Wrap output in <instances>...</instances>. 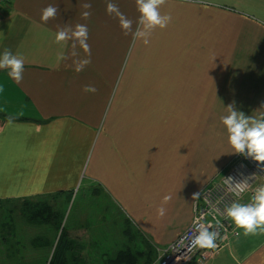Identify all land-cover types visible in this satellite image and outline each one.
<instances>
[{
	"label": "crops",
	"instance_id": "obj_1",
	"mask_svg": "<svg viewBox=\"0 0 264 264\" xmlns=\"http://www.w3.org/2000/svg\"><path fill=\"white\" fill-rule=\"evenodd\" d=\"M108 2L131 20L134 0L0 5V54L7 48L25 60L19 83L0 69V201L56 200L51 209L64 220L80 198L69 224L61 220L59 227L71 264L91 263L104 224L119 228V240L134 232L158 256L191 222L193 194L234 156L226 133L217 135L208 123L211 103L218 117L230 104L246 116L264 111V0H167L161 13L172 20L153 31L147 46L115 31ZM49 4L58 13L44 23L41 10ZM83 11L91 15L82 18ZM76 24L88 27L91 55L77 47V57L58 61L72 49L71 42L53 43L55 33ZM164 55L174 64L167 74ZM82 58L91 63L76 73L73 61ZM85 86L97 91L86 93ZM98 195L125 222H106L99 205L85 200ZM166 195L171 200L159 217ZM95 207L101 215L89 211ZM206 264H264V231L245 236L235 229Z\"/></svg>",
	"mask_w": 264,
	"mask_h": 264
},
{
	"label": "clouds",
	"instance_id": "obj_2",
	"mask_svg": "<svg viewBox=\"0 0 264 264\" xmlns=\"http://www.w3.org/2000/svg\"><path fill=\"white\" fill-rule=\"evenodd\" d=\"M138 12L137 27L132 29L133 21L127 18L112 2L106 5V13L118 18L119 26L124 35L132 34L133 40H139L144 45H149L151 35L157 28L165 29L171 22L169 14H162L161 8L167 0H134ZM83 9H90V3H84ZM58 8L49 4L41 10L40 20L47 23L50 19H55ZM91 13L83 11L82 18L87 19ZM89 30L85 24H76L74 27H62L55 33L53 43L66 47L71 42L72 51L65 55L62 51L58 55V61H63L71 57H77V47L83 50L90 57L91 47L88 44ZM91 63L90 58L76 59L73 61L74 71L82 72ZM25 60L19 53L13 54L9 49H5L0 54V69H7V74L17 83L23 79ZM84 92L95 93L94 86H85ZM0 91H3L0 88ZM226 115L220 117V123L226 132V142L231 150L230 153L242 155L256 162L260 171H264V111H260L258 116H246L244 112L238 111L235 105L230 104L226 108ZM11 123V118H9ZM232 183L238 192H244L247 188V181H235L232 177L227 179ZM199 193L193 194V199L199 198ZM171 200L170 195L163 197L162 206L157 208V215L163 217L166 208L163 206ZM223 215L225 219L232 222L235 229L242 230L243 235H254L258 230L264 231V185L257 187L251 197V201L246 204L233 202L228 205ZM219 221L216 222V226ZM215 227L213 224L202 223L200 220L194 222V227L189 234L190 248L214 249L217 247L216 241L219 231H211ZM237 235L241 233L237 231Z\"/></svg>",
	"mask_w": 264,
	"mask_h": 264
},
{
	"label": "rangeland",
	"instance_id": "obj_3",
	"mask_svg": "<svg viewBox=\"0 0 264 264\" xmlns=\"http://www.w3.org/2000/svg\"><path fill=\"white\" fill-rule=\"evenodd\" d=\"M132 6L133 4L130 5L131 20L133 21L132 29L134 28L135 31L138 15L136 13V7ZM100 11L101 13L104 12L103 10ZM114 25L115 31H117L120 27L118 20H114ZM167 64L169 65L166 66ZM170 64L174 66L172 58L170 61L167 59V56L164 55L165 74L170 70ZM177 103L178 102H175V104ZM211 104V117L209 118L208 123L211 128L216 129L212 130L215 131L217 135H223L226 133L225 129L220 123V117L214 116L216 113L213 111V103ZM166 120L167 117L164 119V122ZM206 124L207 122H205V125ZM231 156L232 154H229L223 164H226ZM230 163L231 162L227 165L222 164L220 167L223 166V168L219 173L222 174L226 171ZM210 168L213 169L216 168V166L212 164ZM80 191H82V188H80ZM77 200H80V198H77ZM85 200H88V203L90 202L92 205H99L100 208L98 209L102 211L106 222L114 223L116 225L125 222L124 216L115 213L117 212V208L114 207L104 196L98 195L96 197H87ZM76 202L72 207L71 214H65L63 220L61 218L62 215L51 209L53 206L52 204L57 205L56 200H52L51 203L50 201L44 202L49 210H43L41 213L40 209L43 207V202H38L36 200H30L26 203H23L21 200L13 202L10 198L0 201V264H47L54 248L53 243L57 240L59 234V226L57 228L56 225L57 221H60L61 218V220H63L62 223H66V225L69 224L70 217L74 216L72 213L75 211ZM98 209L95 207L91 208L89 211L97 212L101 215V211L99 212ZM103 227L106 236L103 240L99 241L101 246L98 245L91 247V250L88 253L89 258L87 259L91 261V263L87 264H109L105 263V260L108 257H114L117 251L126 248L133 252L147 250V244L144 242L143 238H140L139 236L137 237L134 232H132L129 240H119V237L117 236L119 232L118 227L115 226L110 229L108 224H104ZM110 233H112V237H110ZM156 258L157 254L155 255V259ZM154 261L151 264H153Z\"/></svg>",
	"mask_w": 264,
	"mask_h": 264
},
{
	"label": "built area",
	"instance_id": "obj_4",
	"mask_svg": "<svg viewBox=\"0 0 264 264\" xmlns=\"http://www.w3.org/2000/svg\"><path fill=\"white\" fill-rule=\"evenodd\" d=\"M11 1L0 0V5L9 4ZM229 177L235 181L246 180V190L238 192L227 180ZM261 185H264V171H260L256 162L250 158L234 154L228 169L206 186L194 202L189 225L173 241L158 249L159 255L155 264H206L226 243L227 238L235 233L232 222L223 215L225 208L233 202L244 204L246 197L251 201L254 190ZM196 220L205 224L211 223L215 227L210 230L219 231L216 248H190V241L186 237H189ZM217 221L219 224L216 226Z\"/></svg>",
	"mask_w": 264,
	"mask_h": 264
},
{
	"label": "trees",
	"instance_id": "obj_5",
	"mask_svg": "<svg viewBox=\"0 0 264 264\" xmlns=\"http://www.w3.org/2000/svg\"><path fill=\"white\" fill-rule=\"evenodd\" d=\"M23 203L28 202L26 199H22ZM42 208L40 209V213L43 210L48 211L49 208L43 202ZM37 214V213H36ZM62 218V217H61ZM60 218V221H61ZM60 221H57V228L60 227ZM65 237V230L64 227L59 230V234L57 240L54 244L53 251L51 253L50 259L47 264H71L66 261L67 252L70 250V247L64 244ZM155 259V252L154 249L147 243V250L146 251H138L133 252L130 251L128 248L122 249L118 251L114 257L108 259L109 264H151ZM155 264V263H153Z\"/></svg>",
	"mask_w": 264,
	"mask_h": 264
}]
</instances>
